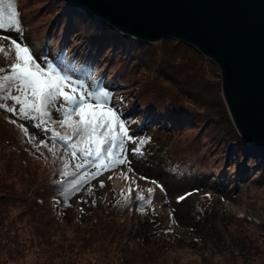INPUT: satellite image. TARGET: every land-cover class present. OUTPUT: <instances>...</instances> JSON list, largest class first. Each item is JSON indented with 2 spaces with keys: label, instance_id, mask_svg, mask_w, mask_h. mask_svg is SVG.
<instances>
[{
  "label": "trees",
  "instance_id": "trees-1",
  "mask_svg": "<svg viewBox=\"0 0 264 264\" xmlns=\"http://www.w3.org/2000/svg\"><path fill=\"white\" fill-rule=\"evenodd\" d=\"M39 1V5L48 8L44 12L41 25L43 26V21L49 17V22L52 25L49 28H54L44 36V41L46 40L52 45L42 49V52L49 56L53 65L62 73L70 71L90 79L91 73L93 74L96 69H102L103 74L96 75L94 78H97V81L93 89L96 91L103 89L109 94L110 105L118 109V114L130 130L129 135H138L137 139H139L142 134L152 132L153 127L156 126L155 121L159 125L167 123L171 126L181 125L183 131L193 133L191 143L186 150H190L192 157L190 161H186L184 169L193 167V164L198 161L195 172L202 173L201 177L204 179H209L212 175L214 181L229 191L232 190L236 181L248 178L258 184L255 191L264 190V150L247 145L235 131L220 94L219 68L213 61L191 45L173 38H164L156 43L133 40L130 36L122 34L106 23L78 10L68 0ZM50 16L54 17L51 21ZM28 22V19L25 20L22 17L19 19V25L21 23L23 26ZM53 44L56 45L53 46ZM65 49H70L71 53H67ZM112 70H115V74L111 72ZM110 80L113 81L112 86H109ZM125 89L129 90L126 92ZM130 93L134 102L128 105L127 96ZM58 100L61 101L58 103ZM55 103L54 106L60 107L63 100L57 99ZM54 106L49 105L47 111L53 119L58 121L61 116L56 111L57 107ZM0 113L8 115L1 110ZM8 113L13 117L8 115L9 122L7 119L4 120L5 124H2L0 128V147L1 150L5 149L4 153L9 150L12 159L6 162V168L1 164L0 171L12 173L14 166L9 164L13 163V157H15L18 161L15 163L17 171L22 168L24 170L30 168L33 174L27 173L28 176L37 177L34 179H37L40 185L33 195L34 200L31 205L35 210L31 208L32 217L35 216L34 213L37 210L41 209L45 214L52 215V220L61 222V225H70L71 218L68 210L71 205L70 199L81 188H84V192L88 190L87 195H90L88 205L84 206L83 204L86 216L90 217L94 214L98 220L97 223H92L88 218L77 223L78 225L73 226L76 234L82 233L86 239L96 236L100 240L113 242L116 249L122 255H127V259H130L124 264H134L137 256L140 257L139 261L141 262H143L142 257L144 261H148L147 258L150 256L146 253L150 250L148 248L144 252H139L136 249L134 253H129L127 246L122 244L129 235H132L137 246L145 248V246H154L155 244L159 245L157 247L160 249H166L164 244L167 239L166 234L169 235L168 238H171L174 233L163 230L160 223L149 217V214L146 213L149 203L138 200V194L134 191H129L128 194H119L124 199L130 197L134 200L136 210L142 214L139 223L141 229L134 232L132 226L129 227L128 224L119 221V211L123 210L122 206L118 205L120 199L116 201L113 194L110 193L107 203L103 204L102 193H99V197L93 195L92 186L89 183L94 178L90 175L79 185L75 184L80 176L95 172L96 169L92 165H85L84 168L77 170L76 164L82 163V160H72L62 141L45 138L44 130L50 127L51 121L45 117L46 123L37 127L40 117L36 113H32L37 117L36 119H22L18 114L17 118L13 112ZM134 114L140 115V120L143 123L137 131H132L134 123L130 117ZM74 119H78V117H74ZM57 124L59 123L57 122ZM19 125H23L27 129V134L21 130ZM67 131L60 125L57 132L64 134ZM197 134L199 138H197ZM41 141L44 143L41 144ZM129 142L126 141L124 144L126 157H131L132 154V141ZM34 146H37L36 149L33 148ZM12 147H15V150ZM52 147L59 150L56 156L57 160L52 153L55 151ZM18 150L21 151L18 152ZM31 155L35 159L40 157L47 164L43 170L49 169L47 176L40 174L39 168L35 167L34 169L33 161L30 159ZM66 160H68V174L59 175L63 173L60 167L65 165ZM22 161L25 162V166H22ZM120 166L117 165L111 170L114 171ZM31 170L30 173H32ZM65 171L66 169L64 173ZM13 173L20 175L16 171ZM13 188L12 184H0V206L5 204L3 212L9 210L7 202L11 198L26 202L25 199L23 201L21 195L26 190H20L14 195ZM3 189L11 192L9 198L2 195ZM144 197L153 199L152 194L149 197L145 193ZM58 198L60 206L55 204V200ZM37 199L43 200L42 207H38L39 205L36 204ZM31 205L26 206L27 210ZM20 215L22 214L20 213ZM33 218L36 219V216ZM227 219L228 216L222 214L221 221L225 226H227ZM248 235H250L249 230L247 234L241 236L233 235L232 242L241 251L240 258L249 261L252 257L260 254L257 243H261L263 239H251ZM4 240L2 239L1 242ZM9 242L15 241L10 239ZM203 260L208 261L206 258ZM208 264H212V262L209 261Z\"/></svg>",
  "mask_w": 264,
  "mask_h": 264
},
{
  "label": "rangeland",
  "instance_id": "rangeland-1",
  "mask_svg": "<svg viewBox=\"0 0 264 264\" xmlns=\"http://www.w3.org/2000/svg\"><path fill=\"white\" fill-rule=\"evenodd\" d=\"M38 1L13 0L17 8L18 20L22 17L25 20L28 19L29 22L23 26L20 23V32L0 29V46L8 50L11 39H15L17 42L27 45L43 65L48 62L52 63L49 56L42 52V49L52 45L50 42L44 41V36L54 28H49L52 26L49 17H46L43 21L44 25H41L44 12L48 8L39 5ZM53 18L50 16V21ZM3 37H8V39H3ZM55 45L53 44V46ZM65 50L67 53H71L70 49ZM9 63L10 60L0 54V68L5 69V72L0 73V76L8 73ZM102 72V69H96L93 74L91 73L90 79L70 71H64V74L69 75L74 80L84 81L86 88L94 91L93 86L97 81V78H94L96 75L103 74ZM111 72L115 74V70ZM218 73L221 94L220 70ZM112 82L110 80L109 86H112ZM3 83L5 88L0 90V103L5 104L6 107L0 108V110L12 116L6 108L9 106L18 108L19 106L14 105L10 98L5 97L19 93L11 88V82ZM128 90L125 89L124 91L127 92ZM59 101L61 100H58V103ZM127 101L128 105L134 102L131 93L127 96ZM54 107L58 108L59 106ZM8 115L0 113V128L2 124H5L4 120H8ZM14 115L18 118L17 114ZM51 118L52 116L46 117L47 120L51 121L48 129L57 132L60 124L52 123L55 119ZM140 118L141 116H136V114L130 117L134 123L132 131H137L138 127L143 125ZM154 124L156 126L153 127L154 129L152 128V132L142 134L139 139H137L138 135L133 136L135 143L132 142V149L140 140L144 141L140 145L139 154L132 151L131 157H127L128 163L121 165L114 171H104L89 183L92 186L93 195L99 197V193H102L103 204L107 203L110 193L113 194L116 201L120 199L118 205L119 207L122 206L123 210L119 211V221L128 224L129 227L132 226L134 232L139 228L141 229L139 223L142 214L136 210L134 200L130 197L124 199L119 194H128L129 188H131L136 194L144 196L145 193L148 194L149 189L152 190L153 199H150L151 202L146 213L155 222L160 223L163 230L173 232L174 235L168 238L169 235L166 234L167 239L164 242L166 249H160L157 247L159 245L155 244L154 246H145V248L137 246L132 235H129L122 242L123 245L127 246L129 253H134L136 249L139 252L147 251L146 248L150 249L146 252L150 255L147 258L148 261H144L142 257L143 262H141L139 261L140 257L137 256L134 264H208L209 261L212 264H264V190L255 191L258 184L248 178L247 180L236 181L232 190L229 191L214 181L212 175L209 179H204L201 177L202 173L195 172L198 161L193 164V167L184 169L186 161H190L192 157L190 150H186L191 143L193 133L183 131L181 125L171 126L168 123L159 125L156 121ZM178 133L182 134L178 136ZM44 135L45 138L52 139L51 131L44 130ZM197 138H199L198 134ZM36 147L33 148L36 149ZM12 149L15 150V147ZM52 149L55 148L52 147ZM57 149L52 152L56 160L59 153ZM4 150H1L0 147V165L2 164L6 168V162L12 157L9 155V150L5 153ZM42 154L45 155V153ZM30 159L33 161L34 169L35 167L39 168L40 174L47 176L49 169L46 170L47 172L43 171L47 164L40 157L35 159L31 155ZM17 162L16 158L13 157V163L9 164L14 166L12 173L0 171V184H12L14 195L20 190H26L21 194L23 201L25 199L26 202L11 198L7 202L9 210L5 212H3L5 204L0 206V211L2 210L0 213V264H124L130 260L127 259V255H122L116 249V245L109 240H100L96 236L86 239L82 233L76 234L73 226L88 218L92 223H97L98 220L94 214L90 217L86 216L84 206L88 205L90 195H87L88 190L84 192V188H81L70 199L71 205L68 210L72 225H61V222L52 220V215L45 214L41 209L34 213L36 219L33 218L35 216L32 217L31 208L35 209L31 203L40 182L34 179L37 177L28 176V174H33L30 168L28 170L22 168L17 171V165L15 166ZM67 162L68 160L65 161V163ZM21 164L25 166L24 161ZM60 168L63 173L59 175H63L64 165ZM14 171L20 175H15ZM200 171L202 170L200 169ZM66 172H68L67 169ZM124 173H127V179H125ZM109 177L112 178L109 179ZM117 179L121 181V185L117 184ZM101 181L103 186H101ZM2 192V195L7 196V198L11 195V192L9 193L6 189H3ZM180 197L184 198L179 199ZM36 202L38 207L44 205L42 199H37ZM55 204L61 205L59 198L55 200ZM27 205H31L29 210L26 208ZM222 214L228 216L227 226L222 224ZM248 230L249 238L263 239L261 243H257L260 254L252 257L249 261L240 258L241 251L232 242L233 235L241 236L247 234ZM2 239H5L4 242H1ZM10 239L15 242H9ZM203 258L208 261H204Z\"/></svg>",
  "mask_w": 264,
  "mask_h": 264
},
{
  "label": "water",
  "instance_id": "water-1",
  "mask_svg": "<svg viewBox=\"0 0 264 264\" xmlns=\"http://www.w3.org/2000/svg\"><path fill=\"white\" fill-rule=\"evenodd\" d=\"M68 1L133 40L173 38L213 61L235 131L264 150V0Z\"/></svg>",
  "mask_w": 264,
  "mask_h": 264
},
{
  "label": "snow or ice",
  "instance_id": "snow-or-ice-1",
  "mask_svg": "<svg viewBox=\"0 0 264 264\" xmlns=\"http://www.w3.org/2000/svg\"><path fill=\"white\" fill-rule=\"evenodd\" d=\"M0 29L16 32L21 30L13 0H0ZM0 54L10 60L8 73L0 76L2 81L0 90L5 88L3 82H11V88L19 93L5 97L19 106L18 108L9 106L6 108L7 111L18 114L22 119H36L37 117L32 115L36 113L40 117V122L36 126L40 127L46 123L45 117L50 118L48 106L55 105L57 99L63 100L60 107L56 109L61 118L58 121L53 120L52 123L58 122L68 131L62 134L48 128L45 130L52 132L54 141L59 140L66 145V152L70 153L73 160H82V163L76 164L77 170L84 168L85 165L95 167V172L80 176L75 181L76 185L86 180L89 175L95 178L117 165L128 163L124 155V144L126 141L135 143L134 137L129 135V129L118 114V109L110 105V97L105 90H88L84 81L72 79L53 63L48 62L42 65L27 45L15 39H11L8 50L0 46ZM4 72L5 69L0 68V73ZM5 107V104L0 103V108ZM12 122L15 123V121ZM19 127L27 134V129L23 125ZM43 143L41 141V144ZM143 143V140L136 143L132 149L133 153L139 154L140 145ZM49 150L52 151V149ZM64 167L67 169V163ZM64 174L68 173L65 171ZM124 176L125 179L128 178L127 173H124ZM101 186H103L102 181ZM129 191L132 189L129 188ZM151 194L152 190L149 189L148 196L150 197ZM137 199L146 203L151 202L142 195H138Z\"/></svg>",
  "mask_w": 264,
  "mask_h": 264
},
{
  "label": "bare ground",
  "instance_id": "bare-ground-1",
  "mask_svg": "<svg viewBox=\"0 0 264 264\" xmlns=\"http://www.w3.org/2000/svg\"><path fill=\"white\" fill-rule=\"evenodd\" d=\"M117 184H118V185H121V184H122L121 181H120L119 179H117Z\"/></svg>",
  "mask_w": 264,
  "mask_h": 264
}]
</instances>
